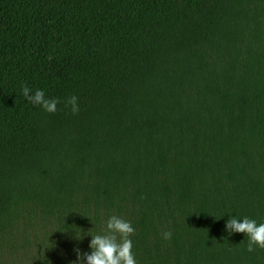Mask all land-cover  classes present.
Masks as SVG:
<instances>
[{
	"label": "trees",
	"instance_id": "16d2710c",
	"mask_svg": "<svg viewBox=\"0 0 264 264\" xmlns=\"http://www.w3.org/2000/svg\"><path fill=\"white\" fill-rule=\"evenodd\" d=\"M113 215L137 264H264L226 230L264 223V0H0V264H80Z\"/></svg>",
	"mask_w": 264,
	"mask_h": 264
},
{
	"label": "clouds",
	"instance_id": "9594fccd",
	"mask_svg": "<svg viewBox=\"0 0 264 264\" xmlns=\"http://www.w3.org/2000/svg\"><path fill=\"white\" fill-rule=\"evenodd\" d=\"M21 91L32 105L39 106L48 113L57 111V104L60 101L55 98H46L43 90L37 89L32 93V90L24 85ZM69 106L74 115L79 113L78 98L75 95L65 101V107ZM226 230L229 235L234 232L245 234L248 238L247 251L253 252L257 247L264 249V223L258 225L256 220L247 217L241 220L231 216L226 222ZM134 231L135 229L129 221L115 215L109 217L103 234L91 235L92 239L89 244L91 253L81 254L78 249L76 250L77 261L80 264H83L85 260L87 264H137L130 239ZM171 235L170 231H165L163 238L170 240ZM79 239H83V236ZM72 264H76V262H72Z\"/></svg>",
	"mask_w": 264,
	"mask_h": 264
}]
</instances>
